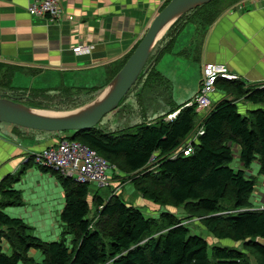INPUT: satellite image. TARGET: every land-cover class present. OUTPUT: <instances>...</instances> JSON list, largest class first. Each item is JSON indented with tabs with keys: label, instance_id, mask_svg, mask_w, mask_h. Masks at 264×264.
Masks as SVG:
<instances>
[{
	"label": "trees",
	"instance_id": "1",
	"mask_svg": "<svg viewBox=\"0 0 264 264\" xmlns=\"http://www.w3.org/2000/svg\"><path fill=\"white\" fill-rule=\"evenodd\" d=\"M228 1V5L239 2L213 0L191 11ZM187 18L185 14L176 25ZM174 25L162 40L173 38ZM159 53L153 49L145 64L146 70L139 73L113 110H122L124 119H136V116L131 118L126 106L130 104V101L126 103L128 98L139 99L146 88L152 92L158 87L156 83H162L153 70ZM7 72L3 80L0 78L3 88L0 94L27 108L67 112L84 105L85 93L70 89L49 94L44 90L9 88L10 71ZM216 87L230 99L211 104L198 123L195 106H182L169 121L163 118L175 110H168L154 120L139 119L117 131L101 130L96 125L61 138L93 150L110 167L124 174L142 198L173 208L182 206L187 217L199 219L208 235L215 240L239 243L241 251L216 244L209 246L201 236L189 234L182 221L170 213L150 217L141 208L124 203L119 195L111 194L103 200L94 193L89 204L88 184L37 166L41 171L53 172L63 192L60 237L57 241L43 242L31 235V229L21 220L2 212L4 208L22 205L13 185L29 165L28 159L17 173L0 181V264H251L246 253L253 256L255 264H264V248L254 243L256 238L264 239V209L249 208L255 180L244 173L254 163L257 175H264V110L257 108L240 114L236 105L242 98L249 104L263 106L264 87L246 89L238 80H217ZM134 109L138 114L139 110ZM185 148L190 149L187 155L182 154ZM235 156L241 170L230 167ZM111 177L118 176L113 172ZM90 207H94V212L87 218ZM66 236H70L69 246L65 244ZM2 242L7 244L8 253L3 251ZM30 249L39 252L41 261L35 262L27 256Z\"/></svg>",
	"mask_w": 264,
	"mask_h": 264
},
{
	"label": "crops",
	"instance_id": "2",
	"mask_svg": "<svg viewBox=\"0 0 264 264\" xmlns=\"http://www.w3.org/2000/svg\"><path fill=\"white\" fill-rule=\"evenodd\" d=\"M31 1L0 0V78L3 80L10 71L8 87L18 90L56 94L70 89L85 93L86 104L104 88L168 0H64L62 14L57 19L29 16L26 8ZM228 3L184 13L156 41L151 52L156 48L160 53L153 70L162 83H156L158 87L152 92L146 88L139 99L126 100L132 104L126 106L136 116L135 121L154 120L168 110H175L176 114L197 93L201 66L206 63L223 64L246 89L264 87V3L251 0ZM185 14L187 20L176 25ZM66 16L72 20L68 21ZM174 23L173 38L162 40ZM81 45L89 46V52H71V48ZM30 81L37 85L30 87ZM209 98L214 104L230 96L216 87ZM236 105L240 114L263 109L242 98ZM118 111L125 117L122 110ZM57 135L0 123V181L17 173L29 154L55 145L62 137ZM238 167L242 169L239 163ZM56 177L53 172L41 171L29 163L13 185L22 205L2 211L10 218L21 220L31 229L30 234L43 242L57 241L60 237L63 192ZM112 183L109 195L101 197L103 200L111 194L120 197L123 194L125 182ZM116 185L118 189L114 188ZM132 195L124 193L121 198L127 200ZM143 203L134 206L152 215V208ZM1 245L8 253L7 244ZM34 253L32 249L27 252L29 257Z\"/></svg>",
	"mask_w": 264,
	"mask_h": 264
},
{
	"label": "water",
	"instance_id": "3",
	"mask_svg": "<svg viewBox=\"0 0 264 264\" xmlns=\"http://www.w3.org/2000/svg\"><path fill=\"white\" fill-rule=\"evenodd\" d=\"M213 0H170L153 18L142 38L122 67L90 102L67 112L44 114L27 108L0 94V123L46 133L87 131L96 126L119 101L147 66L146 61L156 41L184 13ZM50 113V112H49ZM254 243L264 248V239Z\"/></svg>",
	"mask_w": 264,
	"mask_h": 264
},
{
	"label": "built area",
	"instance_id": "4",
	"mask_svg": "<svg viewBox=\"0 0 264 264\" xmlns=\"http://www.w3.org/2000/svg\"><path fill=\"white\" fill-rule=\"evenodd\" d=\"M64 0H32L26 8L29 16L46 17L57 19L62 14L61 5ZM258 3H264V0H251ZM68 21L71 16H66ZM89 46L81 45L71 48L73 54H86L89 52ZM217 80L236 81L238 78L231 74L223 64L206 63L201 68V79L198 85L197 93L192 100L184 107L195 106V112H203L211 106L210 95L215 92V82ZM175 113L165 117L166 121L171 120ZM199 135L200 132L198 131ZM190 149L182 150L183 155H187ZM30 164L45 167L53 170L58 176L72 179L81 184H90L95 188H107L110 186V176L108 172L113 167L93 150L81 145L74 140L59 139L55 145L41 149L37 153L29 154L24 160Z\"/></svg>",
	"mask_w": 264,
	"mask_h": 264
},
{
	"label": "rangeland",
	"instance_id": "5",
	"mask_svg": "<svg viewBox=\"0 0 264 264\" xmlns=\"http://www.w3.org/2000/svg\"><path fill=\"white\" fill-rule=\"evenodd\" d=\"M28 84L32 88L37 85V84L33 85V83L31 81ZM2 89L3 88L0 87V90H2ZM128 106L131 107L132 104L130 103ZM262 108L264 110V104H263ZM209 109H210V107L205 109L203 112H200L202 114L198 113V115L195 119V122L198 123L201 120L202 116L209 111ZM41 111L50 112V113L61 112V111H51V110H41ZM128 111L131 112V110H128ZM116 112L113 113L112 118H111V115H112L111 113L106 114L97 124L98 128L101 130H105V131H117L120 129H124L125 127L129 126V124H131L132 122H137L135 120L134 121L132 120L134 117L133 118L131 117L132 119H124V116L121 115L120 111L117 112V115L115 114ZM56 134H58L57 136L63 137V136L69 135V134L72 135L73 132H67V133L66 132H60V133H56ZM230 167L234 170L239 169L238 163H237L235 158L232 160ZM256 171H257V166H256V164L253 163L248 168V171L245 173L246 176H248V177L253 176V178L255 180L254 191H253V194L251 195L250 201H249V204H250L249 208L251 210L264 209V175L257 176ZM113 172H114V176L115 175L118 176L117 178L113 179V177H111ZM108 175L110 176V186H111V184H113L112 183L113 181H119V182L123 181L120 183L125 182V188L123 189V194L121 195V197H123L124 193L133 194L132 196H128L127 200L125 198H123L122 200L124 203H127V204L129 203L132 206H134V205H141L143 202H146L152 208L150 210V213L152 215H150V216H153V218H157L158 215L162 212H168L172 216H174L176 219L182 221V223L188 228L189 234L201 236L203 239H205V241L207 242V244L209 246H211L212 244H216L217 246H220V247L235 248V249H239L241 251V246L239 243H232L229 240H215L213 237L208 235L206 233V231L203 229L201 223L199 222V219L197 217H191V216L187 217L182 206H179L177 208H173L169 205H160V204L152 203V202L142 198L141 196H139L138 194H136L134 192L131 184L125 178V175L120 173L118 169L117 170H116V168L111 169V171L108 172ZM110 186H108L107 188H94L93 185L89 184L88 190H87L88 191L87 199H88L89 204H90V197L89 196H92L94 193H96L97 196L100 198L101 197L104 198L105 196L109 195L108 189L110 188ZM114 188H117V185ZM136 199H139V200L137 201ZM143 204H145V203H143ZM135 207H137V206H135ZM141 210L143 211V209H141ZM93 212H94V207H90L89 213L87 214V218H90L92 216ZM146 215H148V214H146ZM69 241H70V238L66 237L65 244L67 246H69ZM5 251H8V250H6V248H5ZM242 251L247 252V250H245V249H243ZM246 254L249 255V256H247L249 259V262L251 264H255L254 260L252 258L253 256L250 253H246ZM27 256L29 257L28 254H27ZM29 258H31L35 262H39L41 260V256H40L38 251H35V253L33 255H30Z\"/></svg>",
	"mask_w": 264,
	"mask_h": 264
},
{
	"label": "bare ground",
	"instance_id": "6",
	"mask_svg": "<svg viewBox=\"0 0 264 264\" xmlns=\"http://www.w3.org/2000/svg\"><path fill=\"white\" fill-rule=\"evenodd\" d=\"M42 113H44V114H51V113H49V112H42Z\"/></svg>",
	"mask_w": 264,
	"mask_h": 264
}]
</instances>
